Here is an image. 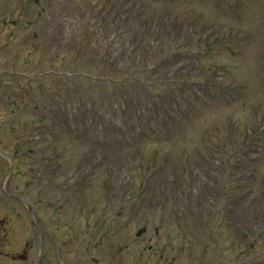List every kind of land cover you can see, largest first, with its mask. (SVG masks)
Returning <instances> with one entry per match:
<instances>
[{
    "label": "rangeland",
    "instance_id": "374dc122",
    "mask_svg": "<svg viewBox=\"0 0 264 264\" xmlns=\"http://www.w3.org/2000/svg\"><path fill=\"white\" fill-rule=\"evenodd\" d=\"M18 1L0 0V20H3L0 23V147L9 155L25 154L29 180L34 181L30 173L36 168L33 163L37 158L35 153L28 155V151H39L43 142L32 139V143L22 145L19 150L15 145L36 133V138H41L42 123L35 108L41 106L43 97L60 100L62 91L73 96L77 85L80 90H90L96 107L90 112L92 119L102 112L100 118L109 120L103 122V127L117 124L116 120L129 122L131 127L130 134L118 135L122 141L117 138L119 130L108 129L105 133L111 135L112 141L92 145L93 152L98 147L103 152L100 157L91 155L92 172L101 173L103 169L109 172L116 183L121 182V190L129 198L123 207L137 201L142 209L135 218L131 215L123 218V240L112 244L111 239L106 243L108 252L115 253L109 264H117L121 257L124 262L119 264H264V234L262 239L254 241L247 238L254 230L264 233V223L256 222L254 215L244 214L243 208L251 204L257 213L264 206V0H57L59 13L65 11L67 3L71 7L70 13H65L68 24L56 28V32L65 36H57L51 45H39L27 34L16 40L20 27L12 24L15 18L11 13L16 7L14 2ZM157 10L161 12L157 16L162 23L157 25L159 29L144 33L138 30L146 19L156 17ZM126 15L128 19L123 21ZM165 15L169 22L165 27L172 29L166 38L161 32ZM187 22L196 25L188 30L193 38L182 41V35L177 32ZM28 26L27 21L21 23V27ZM198 27H217L225 37L216 40L215 33L199 32ZM133 28H137L134 45L127 37ZM203 41L216 42L219 46L212 47ZM89 42L92 48L88 47ZM186 49L190 50L188 55ZM170 51L174 57L169 63H156L157 58L169 55ZM105 53L113 56V60H106ZM127 55V62L123 63L122 58ZM126 64L131 69L124 73ZM149 64L157 69H147ZM146 69L148 72H144ZM210 69L214 70L207 74ZM54 70L70 75L84 72L93 76L92 86L89 88L84 79H78L75 85L71 80L74 77L68 75L69 80L51 78ZM38 73L48 74L40 79ZM175 73L187 75L181 91L179 77L174 80L176 87L173 81L167 82L169 75ZM105 78L112 80H102ZM233 83L240 88L241 95L237 97L234 94L223 97L216 89L217 84L224 89ZM199 93H202L200 104ZM115 105L116 109L123 107L122 119L111 114ZM189 107L191 110L186 113ZM64 111L61 116L68 119L65 115L68 110ZM154 111L160 113L156 119L160 124L156 126L152 121L144 125L150 113L156 115ZM181 114H185L182 121L169 126L168 121ZM14 121L19 124L16 126ZM77 136L81 135L77 133ZM58 141L45 157L66 155L61 164L66 160L64 170L70 171L86 147L80 145L83 140L79 138L65 136ZM256 148H262L261 154ZM237 164L241 168L232 177L228 192L223 172ZM7 170L8 162L0 155V264H37L40 240L31 226L28 228L23 223L26 220L20 214L23 207L3 194L4 190L11 195L22 194L17 190L21 183L17 174L3 182ZM205 177L223 183L218 196L205 194L210 198L202 202L216 210L212 218L199 215L197 187ZM162 185H168L176 198L164 193L159 195L160 203L146 205L143 201L151 199L154 187ZM243 188L247 189L246 195L232 201L230 215L222 208L220 199L228 196L233 199L234 193H241ZM78 196L84 203L82 192ZM184 198L188 200L186 206ZM146 206L154 212L148 214ZM107 224H111L108 219ZM142 226L146 231L137 238L135 232ZM238 234L244 238L243 242ZM228 238L233 240L230 244L225 242ZM45 240L50 247L46 255L50 258L54 245L48 237ZM250 243L255 244L254 249H249ZM79 246L85 247V243ZM22 254L27 258L16 261ZM44 262L50 264L48 258Z\"/></svg>",
    "mask_w": 264,
    "mask_h": 264
}]
</instances>
